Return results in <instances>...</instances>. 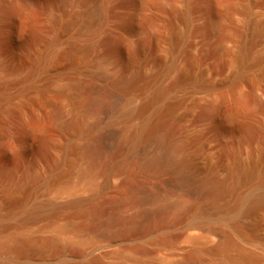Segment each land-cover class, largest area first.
Masks as SVG:
<instances>
[{
    "label": "bare ground",
    "instance_id": "6f19581e",
    "mask_svg": "<svg viewBox=\"0 0 264 264\" xmlns=\"http://www.w3.org/2000/svg\"><path fill=\"white\" fill-rule=\"evenodd\" d=\"M48 1L0 0V264H29L34 255L45 260L49 249L55 264H153L152 257L183 239L199 243L192 231L215 243L183 251L169 264H264L233 229L252 224L264 206V186L228 202L255 175L257 161L235 158L222 175L203 159V140L184 125L180 101H172L183 77L146 85L141 64L123 57L110 27L114 2L145 10L163 0H63L46 33L41 18L57 4ZM210 17L206 26L220 31ZM30 21L40 29L32 26L26 39ZM144 21L153 24L146 15ZM114 24L131 26L122 16ZM135 31L144 53L147 30ZM260 31L255 26L249 40ZM232 96L217 135L228 130L247 138L249 108L241 94ZM35 129L46 131V164L32 168L26 140ZM42 220L40 228L51 234H29V225Z\"/></svg>",
    "mask_w": 264,
    "mask_h": 264
},
{
    "label": "rangeland",
    "instance_id": "374dc122",
    "mask_svg": "<svg viewBox=\"0 0 264 264\" xmlns=\"http://www.w3.org/2000/svg\"><path fill=\"white\" fill-rule=\"evenodd\" d=\"M121 2H114L108 12L110 27L116 30L114 32L120 39L123 57L133 56L141 64L148 79L146 85L151 88L171 84L177 75L183 77L172 89V101H180L177 113L184 115V125L203 140L202 158L212 167L218 168L222 175L231 170L235 158L243 164L258 162L254 163L257 165L255 175L243 183L236 196L230 197L228 202H234L236 197H246L261 185L264 186V177L260 175L264 170V0H163L160 7L151 5L145 10L138 3L129 6L127 2ZM226 3H231L232 8L227 9ZM63 5V0H57L50 16L46 12V21L40 17L44 22L42 29H46V33L51 16ZM145 15L152 21L151 27L145 23ZM121 16L131 24L133 31L130 27L122 29L114 24ZM209 17L214 21L218 19L216 23L221 24L220 31L212 32L206 26L209 25ZM37 22L25 23L27 28L24 31H28L24 33L26 39L31 36L32 26L35 25V31L40 29L36 27ZM255 26H260L261 31L256 32L254 41H250V37H254ZM144 27L148 40L144 53H140L137 49L142 42L135 30ZM15 36L19 38L18 41ZM15 36L16 42L23 39L22 34L16 33ZM245 50L250 53L245 64L241 63L242 68L238 57ZM127 54L130 55L127 57ZM171 64V71H166ZM239 68L242 70L239 71ZM239 94L242 102L245 99L244 108L247 105L244 110L249 108L244 112L252 127L246 134L247 138L230 137L226 135L230 134L228 130L217 135L222 125V114L233 105V102H229L232 100L229 95H233L234 99ZM26 144L29 149L27 159H30L27 164L32 168L46 164V131L33 130ZM35 195L36 192L30 193L29 198ZM39 199L45 200L46 193H40ZM34 222L29 225V234L46 237L49 231L40 228L46 221ZM233 229L236 241L244 249L250 250L260 259L264 258V206L253 217L252 224L239 223ZM190 236L200 237L199 243L183 239L173 250L161 251L150 261L153 264H169L179 259L183 251L208 249L215 243L211 237L203 236L199 231L190 232ZM17 258L23 260L25 257L18 254ZM55 258L56 253L49 249L45 260L34 255L29 258V264H55ZM72 264L80 262L75 260Z\"/></svg>",
    "mask_w": 264,
    "mask_h": 264
}]
</instances>
